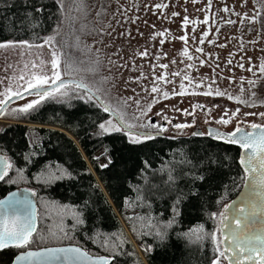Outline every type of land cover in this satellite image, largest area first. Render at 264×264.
<instances>
[{
	"label": "trees",
	"instance_id": "16d2710c",
	"mask_svg": "<svg viewBox=\"0 0 264 264\" xmlns=\"http://www.w3.org/2000/svg\"><path fill=\"white\" fill-rule=\"evenodd\" d=\"M38 7L43 10L36 12ZM29 12L31 17L27 16ZM60 17L56 0H0V41L38 43L55 29ZM107 115L95 101L86 103L69 93L68 97L41 101L0 127V154L14 162L9 177L15 181H0V197L21 187L36 193L32 198L37 233L25 249L75 244L89 254L110 257L111 264H210L215 255L210 238L190 244L179 234L195 225H203L205 233L214 231L217 219L211 214H218L243 182L240 147L213 139L207 135L209 129L205 135H193L203 133L198 128L175 136L153 133L154 139L133 144L123 132L98 134V124ZM209 128L221 132L216 127ZM26 155L31 162L24 160ZM98 157L104 159L103 164ZM184 160L191 163H181ZM104 164L108 166L101 167ZM45 165H59L70 171L72 178L45 184L36 178ZM18 168H23L22 178ZM169 169L179 189L193 188L199 196L184 201L181 215L161 243L154 236L138 235L145 230L142 224L146 221L137 217L150 215L161 223L171 217L175 192H167L164 183ZM198 174L205 180L192 179ZM142 175L148 178L150 191ZM136 185L146 189L142 202L136 201ZM126 200L135 206L126 205ZM52 202L76 207L85 223L74 226L70 216H56ZM65 234L68 238H64ZM120 236L125 243L113 255L104 247V241H109V246L119 244ZM142 246H151L152 251L145 252ZM25 249L0 250V264H8Z\"/></svg>",
	"mask_w": 264,
	"mask_h": 264
},
{
	"label": "rangeland",
	"instance_id": "374dc122",
	"mask_svg": "<svg viewBox=\"0 0 264 264\" xmlns=\"http://www.w3.org/2000/svg\"><path fill=\"white\" fill-rule=\"evenodd\" d=\"M85 4L86 14L76 11L72 0H65L64 12L60 11V22L54 29H59L56 44L64 53L60 65L62 79L83 81L94 92L99 89L97 95L123 111L131 123H164L161 126L167 129L164 133L169 136L187 134L197 128L204 133L209 127L229 133L236 128L237 122L243 127L251 123L264 124V118L259 116L264 113V74L259 71L264 61V16L260 22L250 23L248 19L241 22L245 14L248 17L254 14V0H211L210 7L209 0L195 3L193 0H85ZM157 4L167 7L156 8ZM225 7L228 11L223 10ZM185 17L188 24H184ZM205 17L207 24L203 23ZM229 20L235 23H228ZM54 30L46 36L53 35ZM161 32L163 36L157 35ZM181 36L187 38L186 42ZM202 37L204 42L200 43ZM34 44L42 45L43 39ZM198 48L203 51H197ZM185 49L192 59L181 55ZM142 52L147 55L140 56ZM41 59H51L47 45L0 49V92L9 87L13 91H24L31 72L40 71L33 69L32 63L39 64ZM160 65H167V68ZM249 68L252 71H247ZM44 71L51 75L50 64ZM66 71L69 74L65 75ZM22 75L23 80L19 79ZM161 75L170 82L157 80ZM185 76L191 83L184 79ZM250 80L256 81V85H250ZM181 83L185 85L184 95L178 94ZM154 84L161 92L167 91L169 98L153 93ZM209 88L213 94L203 95ZM217 89L226 94L216 96ZM70 94L78 97L82 90ZM229 95L247 100L249 104L229 99ZM37 99L35 94L29 93L8 103L5 113L0 115V127L14 121L21 113L14 110ZM149 104L152 107L147 111ZM185 110L190 114L185 115ZM144 111L147 114L141 115ZM233 112L236 115L228 125L215 122L228 119ZM109 119L113 118L108 114L99 123ZM175 124L192 126L176 129ZM135 131L156 132L139 127ZM98 162L103 164L104 159L98 157ZM218 214L213 232L217 230Z\"/></svg>",
	"mask_w": 264,
	"mask_h": 264
},
{
	"label": "snow or ice",
	"instance_id": "6c2138e0",
	"mask_svg": "<svg viewBox=\"0 0 264 264\" xmlns=\"http://www.w3.org/2000/svg\"><path fill=\"white\" fill-rule=\"evenodd\" d=\"M193 2L195 3L197 0H193ZM56 3L60 5V11L63 14L65 0H56ZM72 3L76 11L86 14L85 0H72ZM254 5V14L251 17L245 14L241 22H243L244 19H248L250 23L260 22V18L264 16V0H254ZM210 6L211 0H209V7ZM155 7L161 8L167 7V5L157 4ZM42 10V7H38L35 11L41 12ZM223 10L228 11L226 7ZM173 15H177V13H173ZM27 16L31 17L32 13H27ZM188 23L189 20L185 17L184 24ZM192 23H196V21H192ZM203 23H208L207 17H205ZM228 23H235V21L229 20ZM58 34L59 29L57 28L54 30L53 35L42 38V45L30 43L27 40L0 41V49L5 50L9 48H42L45 45L50 49L51 59L49 61L41 59L39 64L35 62L32 63L31 67L33 69L39 68L40 71L31 72L30 78L26 81L27 87L24 88L25 92H32L39 99L33 100L14 111L27 113L29 110L39 105L41 101L49 98L68 97L70 92L79 89L82 90V94H78L79 99L84 100L86 103L95 101L97 106L102 108L105 113H108L113 118L99 123V135L123 132V134L129 138L130 143L139 144L146 140L154 139L155 136L151 131L137 132L135 131L137 127L155 129V135H160L167 131L165 127L155 123L139 125L131 123L126 120L123 111L105 103V101L97 95L100 91L99 89H96L94 92L83 81L63 80L60 65L64 53L57 48L56 36ZM157 35L163 36L164 33L161 32ZM203 35L207 36V33ZM180 39L185 42L187 40L184 36H181ZM203 42L204 40L202 37L200 43ZM161 43H163V41H161ZM197 51L203 50L198 48ZM139 55L146 56L147 52L139 53ZM181 55L188 57V59H192V57L188 55L187 49L182 51ZM201 63L203 64V61H201ZM229 63H231V61H229ZM48 64L51 66V75H48L47 72L44 71V67ZM65 64L66 67H68L66 61ZM27 67L28 65L26 64L25 68ZM160 67L167 68V65H160ZM240 67L243 68L244 66L241 64ZM247 71H252V68L247 69ZM259 71L264 74V61H261ZM64 74L67 75L69 73L66 71ZM172 75L176 76L180 74L173 73ZM19 79L23 80L24 76H20ZM156 79L165 81L163 75ZM184 79L189 80V83H191V79L188 76H185ZM248 83L255 86L257 82L250 80ZM196 86L200 87L199 84ZM180 89L181 91L178 94L184 95L185 85L183 83L180 84ZM151 91L153 93H161L165 99L169 98V93L167 91L161 92V89L155 86V84ZM212 94L213 91L211 88L203 93V95ZM225 94L226 93L221 92L219 89L215 90L216 96H224ZM253 95H255V93H253ZM0 96L3 97V99H0V115H3L7 102L13 97L20 96V92L13 91L11 87H9L5 89L4 92H0ZM228 98L238 103L249 104V101L242 100L240 97H232L229 95ZM127 99L132 98L128 97ZM124 103L126 104L127 100H125ZM139 103L140 102L137 100L136 104L138 106ZM151 107L152 104H149L147 111H150ZM146 114V111L141 112V115ZM189 114L190 113L185 110V115ZM235 115L236 113L233 112L232 116L228 119L221 118L215 122L217 124L228 125L231 122V118ZM245 115H256V113H246ZM259 116L264 118V113H259ZM164 119L167 120V117H164ZM169 123H171V121H169ZM191 126L190 124L174 125L176 129H184ZM193 135H205V133H193ZM207 135L213 139H221L226 143L238 145L240 147L242 151L239 162L243 169V176L241 179L244 181L243 188L245 190L241 192L237 201H234L231 205H225L224 211L218 214L220 222L215 232L205 233L203 225H195L189 228L188 231L182 232L179 235L190 244H199L206 237L210 238L214 243L215 252L211 264H222L224 261H226L227 264H264V124L251 123L243 127L241 126V122H237L236 128L231 133H221L218 130L209 128ZM33 143L35 144L36 141L34 140ZM24 160L31 162L28 155L24 156ZM109 163H111V160H109ZM181 163L191 162L184 160L181 161ZM107 166V164L101 165V167ZM145 166L146 168L148 167L147 162H145ZM13 168L14 162L7 155L0 154V181H5L6 178H8V182L15 183V181L9 177V171ZM16 171L22 178L23 168H18ZM36 178L45 184H54L65 179H71L72 174L59 165H45ZM205 178L204 175L199 174L192 176L193 180L199 181H203ZM141 179H144L145 184L149 185L147 177L142 175ZM164 183L167 185V192L170 194L175 192V198L170 206L171 217L163 223L154 220L150 215L148 217H137V219L146 221V223L142 224V229L145 230L138 232V235L154 236V238L161 243L167 240L169 235L168 229L173 227L177 218L181 215V205L184 201L199 196L198 191L193 188H189L187 191L179 189L176 186V179L172 175L171 169L168 170V178ZM133 190L137 193L136 201L142 202L146 199V189L142 188L140 185H136ZM150 190L151 186L149 185L147 191ZM35 195V192L31 193V196ZM125 204L128 206H135V203L129 200H126ZM52 211L61 219L65 216H70L74 221V226L83 225L85 223L82 213L72 205L52 202ZM211 215L215 218L217 214L213 213ZM232 225H235V227H232ZM60 231L62 232L63 229L61 228ZM133 231L136 232L137 229L134 227ZM34 233H37L36 210L32 204V200L28 196L21 197L18 196L17 193H11L7 199L0 200V250L9 247L25 249L33 242ZM52 235L55 236L56 233H52ZM64 238H68L67 234H65ZM41 239H44V237L41 236ZM118 239L119 244H111V246H109V241H104V247L106 250L111 251L113 255L116 254L115 249L125 243L122 236L118 237ZM142 247L145 252L152 251L151 246ZM54 261L59 262V264H111L109 258L98 257L96 259H91L89 253L79 247L26 251L16 256L13 264H52Z\"/></svg>",
	"mask_w": 264,
	"mask_h": 264
},
{
	"label": "water",
	"instance_id": "95a60500",
	"mask_svg": "<svg viewBox=\"0 0 264 264\" xmlns=\"http://www.w3.org/2000/svg\"><path fill=\"white\" fill-rule=\"evenodd\" d=\"M63 80H65V81H68V80H76V81H79V80H77V79H72V78H63ZM29 93H32V92H25V91H22V92H20V96H18V97H13L11 100H9V101L7 102V104L10 103V102H12V101H14V100H16V99H18V98H20V97H22V96H24V95H26V94H29ZM157 125H164V123H162V124L157 123ZM208 129H209V128H208ZM208 129H207V130H208ZM65 133H66V132H65ZM221 133H228V132L221 131ZM229 133H231V132H229ZM66 134H67V133H66ZM67 135H68V134H67ZM71 138H72V137H71ZM75 143H76V142H75ZM241 151H242V150L240 149V152H239V161H240ZM241 168H242V167H241ZM242 171H243V169H242ZM243 184H244V181L242 182V185H241L240 189L238 190V192L236 193V195H235L234 197H232V198H231V199H230L225 205H231L234 201H237V200H238V198H239L241 192L245 190V189L243 188ZM11 193H17V195H18V196H21V197H23V196H28V197L32 200V204H33V206L36 208L35 201H34V199H33L32 196H31V193H32L31 190H29L28 188H24V187H21V188H14V189H12V190L6 192L2 197H0V200L7 199V198L10 196ZM108 201H109V200H108ZM109 202H110V201H109ZM225 205H224V206H225ZM223 211H224V207L221 209L220 213L223 212ZM219 222H220V217H218L217 227H218V225H219ZM36 224H37V220H36ZM257 226H259V225H257ZM232 227H235V225H232ZM66 247H79V248H81L80 246L75 245V244H64V245L45 246V247H39V248H34V249H25V250H22V251L17 252V253L12 257L11 261H10L8 264H13V261H14L15 257L18 256V255H20V254L23 253V252H26V251H42V250H44V249H48V248H66ZM81 249L84 250L83 248H81ZM84 251H85V250H84ZM89 256H90L91 259H96V258H98V257H105V258H109L110 261H111V258H110V257H108V256H104V255H92V254H89ZM226 263H227V262H226ZM52 264H59V262L54 261V262H52Z\"/></svg>",
	"mask_w": 264,
	"mask_h": 264
}]
</instances>
